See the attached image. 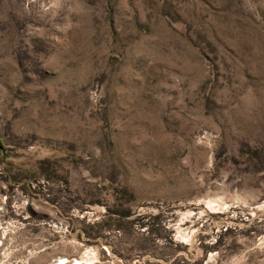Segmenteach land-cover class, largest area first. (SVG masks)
I'll list each match as a JSON object with an SVG mask.
<instances>
[{"label": "rangeland", "instance_id": "374dc122", "mask_svg": "<svg viewBox=\"0 0 264 264\" xmlns=\"http://www.w3.org/2000/svg\"><path fill=\"white\" fill-rule=\"evenodd\" d=\"M0 221V264H264V0H0Z\"/></svg>", "mask_w": 264, "mask_h": 264}, {"label": "bare ground", "instance_id": "6f19581e", "mask_svg": "<svg viewBox=\"0 0 264 264\" xmlns=\"http://www.w3.org/2000/svg\"><path fill=\"white\" fill-rule=\"evenodd\" d=\"M72 262V261H71ZM70 262V264H71ZM69 261L67 260V258H65L64 256L63 257H60L58 258L57 260H55L54 262H52L51 264H68ZM73 264H82L80 260H77L75 259L73 262Z\"/></svg>", "mask_w": 264, "mask_h": 264}, {"label": "built area", "instance_id": "2783aa9c", "mask_svg": "<svg viewBox=\"0 0 264 264\" xmlns=\"http://www.w3.org/2000/svg\"><path fill=\"white\" fill-rule=\"evenodd\" d=\"M3 224H4V222L0 221V246H1L3 239H4ZM69 264H70V262H69ZM71 264H73V263H71Z\"/></svg>", "mask_w": 264, "mask_h": 264}, {"label": "trees", "instance_id": "16d2710c", "mask_svg": "<svg viewBox=\"0 0 264 264\" xmlns=\"http://www.w3.org/2000/svg\"><path fill=\"white\" fill-rule=\"evenodd\" d=\"M128 216H129L128 213H126V214H123L121 218L123 219V218H126ZM122 219H119V220H122ZM116 226L120 227V225H116ZM141 226H144V225H141ZM169 243L173 244L171 239L169 240Z\"/></svg>", "mask_w": 264, "mask_h": 264}]
</instances>
